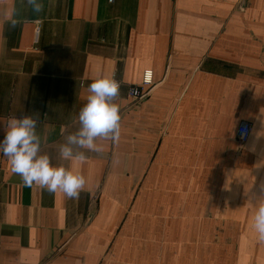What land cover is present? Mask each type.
<instances>
[{
	"label": "crops",
	"instance_id": "crops-1",
	"mask_svg": "<svg viewBox=\"0 0 264 264\" xmlns=\"http://www.w3.org/2000/svg\"><path fill=\"white\" fill-rule=\"evenodd\" d=\"M39 2L0 0V140L38 113L41 153L87 183L77 199L26 186L0 153V264H264V0ZM99 76L120 83L121 137L62 160Z\"/></svg>",
	"mask_w": 264,
	"mask_h": 264
},
{
	"label": "clouds",
	"instance_id": "clouds-1",
	"mask_svg": "<svg viewBox=\"0 0 264 264\" xmlns=\"http://www.w3.org/2000/svg\"><path fill=\"white\" fill-rule=\"evenodd\" d=\"M25 2L36 12L42 10L39 0ZM11 23L14 27L16 21ZM119 90L120 83L109 76H99L88 85L87 102L77 117L79 127L68 134L59 146L62 160L84 162L88 158L86 152L101 153L104 144L119 141L121 117L119 105L114 102ZM38 121V113L9 118L4 137L0 140V153L7 157L11 171L19 175L26 186L35 184L50 193L59 191L70 199L79 198L87 183L85 176L63 164L53 165L50 155L41 153ZM252 201L256 205L252 227L257 243L264 245V180H261L258 194L252 197Z\"/></svg>",
	"mask_w": 264,
	"mask_h": 264
},
{
	"label": "built area",
	"instance_id": "built-area-1",
	"mask_svg": "<svg viewBox=\"0 0 264 264\" xmlns=\"http://www.w3.org/2000/svg\"><path fill=\"white\" fill-rule=\"evenodd\" d=\"M152 73L146 72L141 84L132 86L128 98L132 103H138L145 99L149 94V87L152 85ZM252 125L248 122H242L237 130V141L240 147H243L250 139Z\"/></svg>",
	"mask_w": 264,
	"mask_h": 264
}]
</instances>
